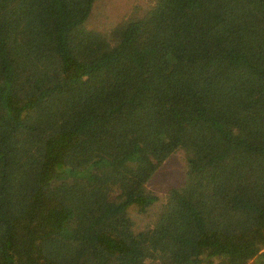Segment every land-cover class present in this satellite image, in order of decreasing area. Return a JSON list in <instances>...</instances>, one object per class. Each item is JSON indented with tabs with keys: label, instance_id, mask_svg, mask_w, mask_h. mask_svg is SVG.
Instances as JSON below:
<instances>
[{
	"label": "trees",
	"instance_id": "1",
	"mask_svg": "<svg viewBox=\"0 0 264 264\" xmlns=\"http://www.w3.org/2000/svg\"><path fill=\"white\" fill-rule=\"evenodd\" d=\"M96 1L0 0V264H264V0Z\"/></svg>",
	"mask_w": 264,
	"mask_h": 264
},
{
	"label": "rangeland",
	"instance_id": "2",
	"mask_svg": "<svg viewBox=\"0 0 264 264\" xmlns=\"http://www.w3.org/2000/svg\"><path fill=\"white\" fill-rule=\"evenodd\" d=\"M149 3L150 0H98L96 1L95 11L98 13V17L110 11L113 12L111 14L112 18L119 19L123 15L130 16L143 12ZM98 17V20L102 18ZM181 181L180 160L178 157H172L165 162L160 171L150 181L149 185L158 193L162 194L168 186L178 184ZM144 220V216L138 218V222L140 223Z\"/></svg>",
	"mask_w": 264,
	"mask_h": 264
}]
</instances>
